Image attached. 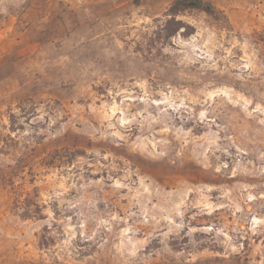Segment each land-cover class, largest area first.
Masks as SVG:
<instances>
[{
	"label": "rangeland",
	"instance_id": "obj_1",
	"mask_svg": "<svg viewBox=\"0 0 264 264\" xmlns=\"http://www.w3.org/2000/svg\"><path fill=\"white\" fill-rule=\"evenodd\" d=\"M173 1L0 0V264H264V0Z\"/></svg>",
	"mask_w": 264,
	"mask_h": 264
},
{
	"label": "trees",
	"instance_id": "obj_2",
	"mask_svg": "<svg viewBox=\"0 0 264 264\" xmlns=\"http://www.w3.org/2000/svg\"><path fill=\"white\" fill-rule=\"evenodd\" d=\"M192 11L204 12L218 21L226 19V16L219 11L214 4L207 0H175L165 14L167 20L165 24L161 26V31L159 32L160 38L166 42L179 33H182L184 36L194 34L195 28L186 24V30H182L185 23L177 20L178 16ZM188 29L192 30V32Z\"/></svg>",
	"mask_w": 264,
	"mask_h": 264
}]
</instances>
